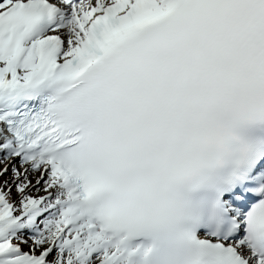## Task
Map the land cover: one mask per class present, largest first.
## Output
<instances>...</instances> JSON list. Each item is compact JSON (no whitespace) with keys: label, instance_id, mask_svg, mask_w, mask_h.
I'll list each match as a JSON object with an SVG mask.
<instances>
[{"label":"snow or ice","instance_id":"1","mask_svg":"<svg viewBox=\"0 0 264 264\" xmlns=\"http://www.w3.org/2000/svg\"><path fill=\"white\" fill-rule=\"evenodd\" d=\"M0 264H264V0H0Z\"/></svg>","mask_w":264,"mask_h":264},{"label":"rangeland","instance_id":"2","mask_svg":"<svg viewBox=\"0 0 264 264\" xmlns=\"http://www.w3.org/2000/svg\"><path fill=\"white\" fill-rule=\"evenodd\" d=\"M1 166V165H0Z\"/></svg>","mask_w":264,"mask_h":264}]
</instances>
